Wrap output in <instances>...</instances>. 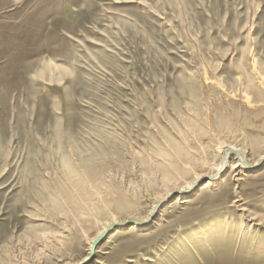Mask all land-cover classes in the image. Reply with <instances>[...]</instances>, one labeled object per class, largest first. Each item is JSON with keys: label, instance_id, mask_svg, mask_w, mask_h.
<instances>
[{"label": "rangeland", "instance_id": "1", "mask_svg": "<svg viewBox=\"0 0 264 264\" xmlns=\"http://www.w3.org/2000/svg\"><path fill=\"white\" fill-rule=\"evenodd\" d=\"M255 74L264 0H0V264H264Z\"/></svg>", "mask_w": 264, "mask_h": 264}, {"label": "bare ground", "instance_id": "2", "mask_svg": "<svg viewBox=\"0 0 264 264\" xmlns=\"http://www.w3.org/2000/svg\"><path fill=\"white\" fill-rule=\"evenodd\" d=\"M252 69H253V72L254 71L257 72L254 67ZM258 74H259V72H258ZM253 76H255V79L254 80L252 79V80L255 82L257 88L254 86V84L253 85H250L249 87H250L251 92H252L251 98L255 99V101L254 102H252V101L251 102H248L247 98L244 97V95H243L242 99L245 101V105L248 108V112H249L248 117L249 118H254L256 120H260V119H263L264 120V81H263L264 78L263 77L261 78V76H256V74L253 75ZM204 80H205L204 82L206 84H210V85L213 84V86L216 89L219 88V85L218 84H216L214 82L213 83L208 82L209 80L207 78H205ZM241 86H243V85H241ZM252 103H255V104H252ZM249 118H248V120H249ZM218 126L229 128L230 125L227 124V123H225L224 121L220 120L219 123H218ZM255 138L256 139H253L252 140L253 142L250 144V146L252 148L254 146H259L261 150L260 149H257L256 152H254V154L257 155V162L254 163V165L252 167H254L255 165H257L258 162L264 160V143L261 142L260 138H257V137H255ZM213 151H214V153L217 156H219V163H217L219 168H218V170L216 172L213 171V173H211V175L207 176L209 180L206 182L207 183V186H205V187H208L209 185L212 184L211 182L216 179L215 177L217 176L218 171L222 168V165H226L229 162L230 156L234 157V159H235V163L233 164L231 170H233L235 172L236 171L240 172V170H242L244 167L250 166L249 165V162L246 160V157L244 155V153H245L244 149H241V148L240 149H237V147L231 146V145L217 144L216 148H212V152ZM217 156H216V158H217ZM176 157H177V159L179 157L182 158V159L184 158L180 154H176ZM194 158H195V156H194ZM223 161H224L225 164H223ZM178 162L179 161H177V163ZM197 162L199 163V174L196 176V178H194L195 180L196 179L198 180V178L203 177V176L206 177L205 175L207 173H209L213 169V166L215 165L214 164L215 158H211V157H208V156L206 158H204V157L201 158L200 157L199 159H197ZM179 163L182 164V162H179ZM183 163H185V162L183 161ZM185 164L187 165L188 163H185ZM216 168H214L213 170H215ZM184 191H187V189L186 188L180 189L178 192H184ZM183 202H180V203H183Z\"/></svg>", "mask_w": 264, "mask_h": 264}, {"label": "water", "instance_id": "3", "mask_svg": "<svg viewBox=\"0 0 264 264\" xmlns=\"http://www.w3.org/2000/svg\"><path fill=\"white\" fill-rule=\"evenodd\" d=\"M97 243V241L94 243V245Z\"/></svg>", "mask_w": 264, "mask_h": 264}]
</instances>
